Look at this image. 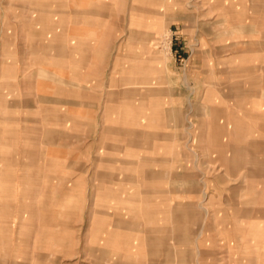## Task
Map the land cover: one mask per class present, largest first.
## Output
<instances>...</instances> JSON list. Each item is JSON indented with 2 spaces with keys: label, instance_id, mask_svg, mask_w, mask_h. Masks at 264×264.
I'll list each match as a JSON object with an SVG mask.
<instances>
[{
  "label": "rangeland",
  "instance_id": "obj_1",
  "mask_svg": "<svg viewBox=\"0 0 264 264\" xmlns=\"http://www.w3.org/2000/svg\"><path fill=\"white\" fill-rule=\"evenodd\" d=\"M90 1L0 0V264H264V0Z\"/></svg>",
  "mask_w": 264,
  "mask_h": 264
},
{
  "label": "crops",
  "instance_id": "obj_2",
  "mask_svg": "<svg viewBox=\"0 0 264 264\" xmlns=\"http://www.w3.org/2000/svg\"><path fill=\"white\" fill-rule=\"evenodd\" d=\"M79 3V0H71V4L73 6V4H78ZM94 3V2H93ZM92 1L88 0L87 4L90 6V5H93ZM62 8L65 9L68 5L63 3L62 2ZM62 9V10H63ZM61 10V13H62V16L63 17H66L68 18V16L70 17H73L74 20L73 21V27H74V21H75V16L77 15V10H75L74 8L73 9H70L68 12L66 11H62ZM59 13H60V10H58ZM88 14L93 12L91 8H88ZM75 15V16H74ZM76 27V25H75ZM263 48V51H264V46L262 47ZM264 54V52H263ZM260 86V85H259ZM261 90V89H260ZM259 90V91H260ZM262 92V91H260ZM258 93V92H257ZM140 141V139H138ZM143 141V140H142ZM137 146H138V143H137ZM139 147V146H138ZM246 149H249L248 147H245V146H231L230 147V150L232 151V154L231 156H225V153H224V148L222 146V153L221 155H219V161L220 163L225 167V174H223L222 178H225V175H232V176H237V174L240 172L241 168L244 166V165H262L261 167L262 168H254L252 171L248 172V178L249 179H254L256 177L264 180V150L263 152L259 151L261 154H263V161L261 160H256L255 158H250V159H245V155H246ZM252 149H255V146H252ZM252 154V153H251ZM250 152L247 153V157H249L250 155ZM244 168V167H243ZM240 195V194H238ZM241 209H239L238 211L240 212ZM264 212V209L262 210ZM243 212H249L248 210H245L244 211L242 210L241 213ZM174 223L172 226H160V227H157L155 228L156 230L155 231H151V230H147V231H144L146 232V234L148 236H146V239L148 241H151L150 245L153 247V245L155 243H159V242H162L163 245H165L166 247H169L168 246V243H170V229L171 228H174ZM124 227L122 229H125V233L126 234H129V230H132L134 228V226L132 224H129L128 222H125V225H123ZM137 227V226H136ZM140 229V228H139ZM166 229V230H169V231H161ZM129 231V232H127ZM142 232V233H144ZM163 234V235H162ZM149 248V253L155 257V258H159L160 255H161V252H160V249H162V247L160 246H157V250L153 249V248ZM162 253L164 254V264H171V259H172V255L173 254L171 251H170V248L167 249L166 253L164 252L165 250L162 249ZM155 260V259H154ZM216 262V261H215ZM243 264H245V262H242ZM151 264H156L155 261H153ZM209 264V263H208ZM210 264H213L212 262ZM216 264H218V262H216Z\"/></svg>",
  "mask_w": 264,
  "mask_h": 264
}]
</instances>
